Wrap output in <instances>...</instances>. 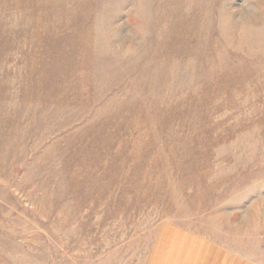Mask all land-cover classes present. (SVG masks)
<instances>
[{
  "label": "rangeland",
  "instance_id": "1",
  "mask_svg": "<svg viewBox=\"0 0 264 264\" xmlns=\"http://www.w3.org/2000/svg\"><path fill=\"white\" fill-rule=\"evenodd\" d=\"M0 264H264V0H0Z\"/></svg>",
  "mask_w": 264,
  "mask_h": 264
}]
</instances>
